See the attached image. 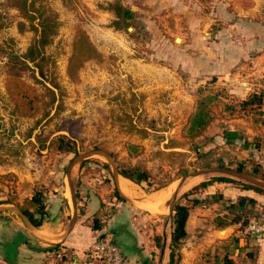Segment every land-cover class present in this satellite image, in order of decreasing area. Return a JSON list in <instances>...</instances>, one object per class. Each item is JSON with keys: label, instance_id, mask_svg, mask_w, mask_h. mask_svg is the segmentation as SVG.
<instances>
[{"label": "rangeland", "instance_id": "obj_1", "mask_svg": "<svg viewBox=\"0 0 264 264\" xmlns=\"http://www.w3.org/2000/svg\"><path fill=\"white\" fill-rule=\"evenodd\" d=\"M254 2L258 9L248 14ZM11 3L0 0V166L31 174L57 167L62 176L79 163L107 172L138 168L149 174L146 190L168 186L169 193L207 166L264 173V107L243 113L237 101L251 92L255 62L240 60L232 42L254 41L255 55L264 53V0H41L56 18L41 69L28 61L12 66L34 39L36 21ZM124 10L132 15L124 18ZM83 35L88 47L80 52ZM256 75L264 79V69ZM201 108L209 121L192 136L189 120ZM225 131H233L230 142ZM59 136L72 150L54 148ZM212 176L187 179L175 201L198 199L203 225L196 228L209 254L226 235L215 219L232 217L228 200L210 192L242 188L217 181L196 187ZM17 179L1 173L0 196Z\"/></svg>", "mask_w": 264, "mask_h": 264}, {"label": "crops", "instance_id": "obj_2", "mask_svg": "<svg viewBox=\"0 0 264 264\" xmlns=\"http://www.w3.org/2000/svg\"><path fill=\"white\" fill-rule=\"evenodd\" d=\"M257 9L258 2L247 6L248 14ZM232 42L240 60L248 58L255 62L256 68L251 72L255 80L249 83L251 91L264 88V79L256 75L264 69V53L255 55L254 41ZM108 170L71 164L62 176L57 167L31 174L0 166V174L13 171L18 178L16 187L10 190L15 201L0 203V264H85L88 249L99 235L110 236L131 264H168L172 190L169 193L168 186L146 190L145 185L120 175L113 167ZM38 187L43 190L47 216L36 227L30 221L28 225L16 202L30 197ZM223 195L230 200L246 195L264 204V195L251 189L239 188L234 194ZM4 198L0 196V200ZM198 205L189 210L187 235L178 250L177 264H225L224 257L233 264H264V220H260L263 231L258 240L247 231L253 218L247 226L236 223L223 228L221 231L227 236L218 235V251L213 249L209 254L203 246L200 228H196L203 225ZM96 215L103 222L98 231L92 229Z\"/></svg>", "mask_w": 264, "mask_h": 264}, {"label": "trees", "instance_id": "obj_3", "mask_svg": "<svg viewBox=\"0 0 264 264\" xmlns=\"http://www.w3.org/2000/svg\"><path fill=\"white\" fill-rule=\"evenodd\" d=\"M37 1L40 3H38V5H35ZM200 1H205V0H200ZM11 5L15 6L18 9V11L30 22L32 20L36 21L35 24H33L31 27L32 30L35 32L34 39L27 47L25 53L22 56L14 57L15 61L12 66H14V64H17V66L15 67L26 68L28 67L27 65V61H28L36 64L41 69L42 61L45 60L44 47L49 43L50 37L55 31V25H56L55 14L48 6L41 3V0H12ZM131 15L132 12L129 10H124L122 12V16L124 18L130 17ZM83 42L85 43V45H83ZM87 44H88V40L83 35L82 37H80V39H78L76 46L81 52L84 49H86V47H88ZM11 75L13 76V74ZM45 88L46 91L51 94V100H54L55 98L54 90L51 89L49 86H45ZM21 98L23 100L27 99L26 107L28 109L34 107L35 100L29 97L27 93H22ZM237 101L240 112L245 113L248 112L249 110H253L254 108L261 109L262 107H264V88L261 87L254 91H251L247 93L243 98L237 99ZM229 108H234V105ZM208 121H209V117L207 115V112L204 111V109L202 108L199 109L197 112L194 113V115L189 120V125H188L189 134L192 136L197 135L206 126ZM262 121H264V119ZM224 137L226 139V142H230L233 138V131H225ZM63 138H64L63 136H59L55 139L52 140L50 139L51 140L50 143L54 145L55 146L54 148L58 151L72 150V146L69 144L68 141L66 142ZM220 166H224V165L221 164ZM236 169L240 171H244L241 165H239ZM118 173L138 184L141 183L142 181H146L149 177V174L146 170H141L138 168L132 170H119ZM251 174L264 178V173L262 171L258 172L256 169H254L253 173ZM216 181L240 184L242 187L241 189H245V190L251 189L260 194H264V190L262 189H259L247 183L226 176H212L210 177L209 180L202 181L201 183L196 185V187L204 188ZM211 197L220 199V201L226 199L222 192L211 193ZM15 199L16 196L10 191V194L8 193L4 199L0 200V203L13 202L15 201ZM117 199L122 200V198L118 195H117ZM197 200L198 199L195 198L192 199L191 204L176 202L173 204L171 208L172 231L170 237V255H169L168 264L178 263L179 260L178 250L187 235L185 226L189 215V210L190 208H192L197 204ZM226 200H228V204H229L227 206L226 212L230 213L232 217L229 219H226L227 216L217 217L214 221L217 227L223 229L231 224H236V223H239L242 226L244 225L247 226L249 220L252 218L255 220H262V221L264 220V204H258L257 200H255L254 198L246 195H240L235 200H230V199H226ZM16 204L20 208L22 214L25 215L34 226L38 227L42 225V223L44 222L47 216V211L44 202L43 190L40 187L36 188L30 197H26L21 202H16ZM101 220L102 219L96 215L93 219L92 229L96 231L101 230L103 228V222ZM98 237H103V235H99ZM223 261L225 264H233L232 260L228 259V257H224Z\"/></svg>", "mask_w": 264, "mask_h": 264}, {"label": "built area", "instance_id": "obj_4", "mask_svg": "<svg viewBox=\"0 0 264 264\" xmlns=\"http://www.w3.org/2000/svg\"><path fill=\"white\" fill-rule=\"evenodd\" d=\"M247 231L258 240L263 231L260 220H254L247 226ZM88 261L85 264H131L123 255L120 247L113 239L105 235L98 237L88 249Z\"/></svg>", "mask_w": 264, "mask_h": 264}, {"label": "water", "instance_id": "obj_5", "mask_svg": "<svg viewBox=\"0 0 264 264\" xmlns=\"http://www.w3.org/2000/svg\"><path fill=\"white\" fill-rule=\"evenodd\" d=\"M95 154H103L102 152H96ZM89 156V154L87 155ZM86 157V156H85ZM207 174H215L218 176H226V177H230L233 178L235 180H239L241 182L247 183L249 185H252L254 187H257L259 189L264 190V178H261L259 176H256L254 174H251L249 172H245V171H240L237 170L236 168H231V167H227V166H220V165H214V166H207V167H203L200 169H196L195 171L184 175L180 181L178 182V185L176 187V189L174 190V192L172 193L171 199H170V209L172 208L173 204L175 203L176 199H177V195L179 193V191L181 190V188L184 185V182L187 179L196 177V176H200V175H207ZM23 218L25 219V221L28 223V225H30L29 220L26 218V216L23 215Z\"/></svg>", "mask_w": 264, "mask_h": 264}]
</instances>
